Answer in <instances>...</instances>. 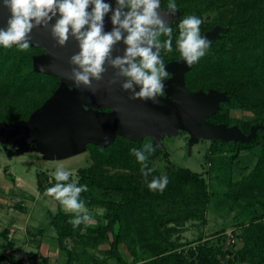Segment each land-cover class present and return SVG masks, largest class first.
Segmentation results:
<instances>
[{"label": "trees", "instance_id": "trees-1", "mask_svg": "<svg viewBox=\"0 0 264 264\" xmlns=\"http://www.w3.org/2000/svg\"><path fill=\"white\" fill-rule=\"evenodd\" d=\"M174 2L180 16L179 21L170 26L173 50L161 51L164 65L181 60L176 46L181 19L193 15L200 18L201 36L220 27L222 30L210 41L206 55L186 74V86L194 92L216 90L227 95L229 101L221 104L209 122L236 126L245 134H249L253 126H264V0ZM168 3L169 0H162L163 7ZM226 7H230L229 12L208 25L203 23L206 15ZM43 53L41 48L31 45L25 51H19L16 45L7 49L0 46V122L12 124L28 120L58 89L59 78L34 71L33 57ZM166 73L165 78L170 76ZM237 110L250 112L254 118L234 119L231 111ZM146 144V141L131 142L121 137L108 147L90 144L87 151L91 165L77 170V181L69 176L68 181L62 182L87 185L88 191L80 194L87 209L105 210L103 218L94 226L81 224L73 229L68 221L74 213L66 212L54 197L48 196L58 202V213L50 216L59 248L66 257L64 264H264V131L259 130L249 144L212 142L207 157L215 162L211 156L227 151L233 154L229 159L219 158L218 161L229 176L228 182L225 180L229 192L222 204L231 213L238 206L241 208L235 215L239 223L232 232L233 237L241 241L242 246L237 250L229 243L226 230L216 233L220 237L217 236L215 244H210L209 240L203 242V237L197 240L198 245L179 242L175 235L182 232L188 222L207 226L213 194L206 179L187 168L169 173V183L162 193L149 191L147 183L152 177L162 176L153 162L163 151L151 144L154 150L148 153L144 151ZM133 148L144 151L145 163L154 169L147 181L141 173L142 165L132 153ZM255 148L260 149L255 166L234 183L232 162L240 161L243 151ZM38 178L42 195L57 183L46 174ZM9 234V229L2 232L0 264L20 262L3 256L14 248ZM68 241H72V247ZM104 246L107 249H103ZM122 248L129 261L122 255Z\"/></svg>", "mask_w": 264, "mask_h": 264}, {"label": "water", "instance_id": "water-1", "mask_svg": "<svg viewBox=\"0 0 264 264\" xmlns=\"http://www.w3.org/2000/svg\"><path fill=\"white\" fill-rule=\"evenodd\" d=\"M105 2L116 7V0ZM160 4L161 9L157 11L165 23L172 26L179 21L178 10L174 15L166 14L162 0ZM91 8L90 5L88 10ZM111 14L109 12L104 18L105 32L112 30ZM8 18L9 12L2 7L0 0V28L7 26ZM54 23L55 19L47 27L34 28L28 39L32 47L44 51L33 57L34 71L59 78L60 85L28 120L12 124L0 122V144L9 157H19L33 149L45 161H61L86 153L90 144L111 146L117 137L131 142H144L150 138L155 147L164 149L163 138L177 137L182 132L189 134L190 145L202 139L249 144L259 130L264 131V126L257 125L245 134L236 126L209 122L221 104L229 101L228 97L216 90L208 93L190 91L186 86V74L196 62L189 66L183 59L165 65V71L171 77L163 80L164 96H157L158 103L131 99V93L121 89L122 78L110 84L118 70L112 69L107 62L106 73L100 81H92V89L84 86L77 89L67 76L76 67L69 61L79 52V42L69 34L66 43L60 46L51 33ZM221 30L215 27L202 37L213 41ZM125 48L121 40L113 46L111 56H122ZM135 87L139 91V87ZM101 109H110L111 112L99 111Z\"/></svg>", "mask_w": 264, "mask_h": 264}, {"label": "clouds", "instance_id": "clouds-1", "mask_svg": "<svg viewBox=\"0 0 264 264\" xmlns=\"http://www.w3.org/2000/svg\"><path fill=\"white\" fill-rule=\"evenodd\" d=\"M92 6L89 11V6ZM2 7L9 12L7 26L0 28V46L5 49L16 45L19 51L29 49L28 39L34 28L47 27L55 19L51 33L60 46L71 34L79 42V52L71 56L73 68L67 76L77 89L84 86L92 89V81H100L106 73V62L115 70V84L122 78L121 89L130 92L131 99L151 100L158 103V95H163V80L167 76L161 51L171 52L172 28L159 15L160 0H116L113 8L105 0H2ZM166 14L174 15L177 5L169 0ZM111 12L112 30L105 32L104 18ZM59 17L56 19V17ZM202 20L187 16L179 22V38L176 40L181 59L191 66L206 55L211 42L200 35ZM161 36L168 38L161 41ZM123 40L126 46L123 55L111 56L113 46ZM153 48L156 51H153ZM139 91H136V87ZM153 146L146 144L144 151L152 152ZM144 151L132 149L133 155L142 165L141 173L147 181L154 171L148 168ZM147 169V170H146ZM70 173L57 169L55 183L46 189L44 196L54 197L65 211L74 215L68 223L73 229L92 222L84 200L80 194L88 191L87 185L77 186L68 181ZM169 183L167 175L152 177L147 183L149 191L162 193Z\"/></svg>", "mask_w": 264, "mask_h": 264}, {"label": "rangeland", "instance_id": "rangeland-1", "mask_svg": "<svg viewBox=\"0 0 264 264\" xmlns=\"http://www.w3.org/2000/svg\"><path fill=\"white\" fill-rule=\"evenodd\" d=\"M229 9L230 7H226L209 13L203 18V23L206 25L210 24L214 19L224 15L226 11L229 12ZM231 116L234 119H241L243 121L254 118L252 113L239 110L231 111ZM189 139V134L185 132L180 133L177 137L163 138V152L154 160L153 167L161 175L167 176L176 169L187 168L195 173H199L206 179L209 191L213 194L212 202L207 212V226L204 227L201 222H188L183 227L182 232L177 233L175 237L179 239L180 243L188 245H198L197 240L201 237L204 238L203 242L209 240L210 244H215V241L220 237L218 236L220 234L216 233L227 229L226 237L233 235L232 232L237 228V223H239L235 220V215L241 208L238 206L235 212L231 213L222 204L226 193L229 192L225 184V180L227 179L228 182L229 176L226 174V168L224 167L223 170L222 165L218 161L219 158L229 159L233 154L229 151L222 154L218 153L211 156L215 160L213 162L207 158L210 156L212 141L202 139L190 145ZM144 141L148 144H153L150 138H146ZM259 153V148L243 151L240 161L236 160L232 162L234 165L231 179L234 183L239 182L255 166ZM90 165L91 159L88 151L61 161H45L33 149L19 157H9L0 146V230L2 231L5 228L14 226V230L17 231V234H15L16 241H14L16 244H20L19 239L23 241L18 247H22L21 249L30 253L34 249L37 250V247L42 242L51 243V240L56 241L57 233L51 224L50 214L56 215L58 213L59 201H54L52 198L44 196L38 191V176L46 174L47 177L54 179L56 170L63 169L70 173L69 176H72L71 179L75 182L77 181V170ZM225 166L227 167L228 164H225ZM5 169L12 175L5 173ZM227 171L229 173V169ZM18 178H20V182H18ZM14 180L16 182H13ZM19 183L22 186H19ZM16 204H21L24 207L19 208L17 211ZM88 212L91 216H94L92 222L88 224L92 226L100 218H103L105 214V210L103 209L88 210ZM26 230H28V233L25 232ZM234 239L236 240L235 237ZM236 243L233 249L237 250L242 245L239 240H236ZM68 245L72 247V241H68ZM102 248L107 249V246ZM18 253L21 252L18 251ZM121 253L129 261V257L123 248L121 249ZM53 263L58 264L57 262Z\"/></svg>", "mask_w": 264, "mask_h": 264}, {"label": "crops", "instance_id": "crops-1", "mask_svg": "<svg viewBox=\"0 0 264 264\" xmlns=\"http://www.w3.org/2000/svg\"><path fill=\"white\" fill-rule=\"evenodd\" d=\"M3 148V146H2ZM5 173L9 174V171L7 169H5ZM9 175H12L11 173ZM18 182H20V178H18ZM13 182H16V180H14ZM19 186H22V184L19 183ZM39 191V190H38ZM0 200H1V196H0ZM19 204H16L15 207L17 208L16 210L18 211ZM24 207V206H22ZM205 227V225H204ZM9 229L10 231V236L9 239L12 240L14 242V248L13 250L7 251L3 254V256H5L6 258L10 259H14L15 262L20 261L18 264H54L53 262H57L58 264H64L66 261V257L64 255V253L60 250L59 245H58V241L56 239L55 240H51V243L49 242H42L41 245H39L37 247V250L34 249L33 252H27L24 249H21L20 247H18L19 245H21L23 243V241L19 242L20 244H16V235L17 231L14 230V226H11L9 228H5L4 230ZM4 230H0V244L4 242V239L2 237V232ZM232 230V229H231ZM26 233H28V230L25 231ZM227 232V229H226ZM205 234V233H203ZM202 234V235H203ZM206 235V234H205ZM15 240V241H14ZM21 252V253H18ZM47 261V263H46Z\"/></svg>", "mask_w": 264, "mask_h": 264}, {"label": "built area", "instance_id": "built-area-1", "mask_svg": "<svg viewBox=\"0 0 264 264\" xmlns=\"http://www.w3.org/2000/svg\"><path fill=\"white\" fill-rule=\"evenodd\" d=\"M228 236H229V235H228ZM229 238H230L229 243H230L231 245L236 244V240L234 239L233 235H230Z\"/></svg>", "mask_w": 264, "mask_h": 264}, {"label": "flooded vegetation", "instance_id": "flooded-vegetation-1", "mask_svg": "<svg viewBox=\"0 0 264 264\" xmlns=\"http://www.w3.org/2000/svg\"><path fill=\"white\" fill-rule=\"evenodd\" d=\"M162 58V57H161ZM179 61V60H178ZM175 62V61H174ZM166 65V64H165ZM164 65V66H165ZM169 77H171V75L169 76ZM169 77H167V78H169ZM166 79V78H165ZM164 79V80H165ZM161 96H164V92H163V95H161ZM99 111H102V112H111V110L110 109H101V110H99Z\"/></svg>", "mask_w": 264, "mask_h": 264}]
</instances>
